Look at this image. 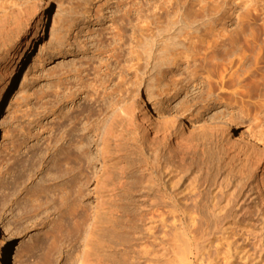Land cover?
Here are the masks:
<instances>
[{"label":"bare ground","instance_id":"obj_1","mask_svg":"<svg viewBox=\"0 0 264 264\" xmlns=\"http://www.w3.org/2000/svg\"><path fill=\"white\" fill-rule=\"evenodd\" d=\"M199 2L197 19L195 17L191 22L190 17L187 22V19L185 18V21L183 18L182 25L189 31L195 23L197 24L195 29L199 34H195L196 40L191 39L195 36H192L193 33L190 35L184 30L185 33L182 34L186 35V40H183H188L189 44L185 51L182 49L184 52L177 55H165L160 64L155 63L151 67L157 69L159 74L162 70L163 74L167 71L166 67L176 65L180 58L186 60L185 64H189L191 60L194 63L199 61L196 60L199 56L201 62L216 67L220 73L219 82L215 83L216 86L206 83L209 88L204 94L206 96H201L198 100L194 96L191 97L192 104L186 105L184 113V108L179 109L181 113L178 108L166 105L165 100L177 98L182 91L187 90L186 85L183 88L174 85V93L166 89L168 91L165 94V89L160 90L158 85L157 71L156 84L151 83L148 68L152 65L150 60L154 57L150 56L149 52L145 53V57H138L134 55V50H130L128 55L131 58H126L130 64L127 63V68L125 65L124 68L121 66L124 53L127 52H124L123 48L127 47L129 38L125 35L126 29L136 31V28H139L134 25V19L138 15L134 18V0H130L128 7L123 10V15L118 19L125 27V32L123 27H119L120 21L112 20L119 24L113 23L117 26L113 25L115 28L112 31L105 27L101 30L98 42L100 45L97 44L93 57L86 62L87 67L80 66L68 70L65 72L68 76L66 81L62 79L64 73L59 71L58 75L56 74L57 106L78 98L83 101L82 105L78 106L79 109L73 111L68 118V122L74 125V131L78 133V139L73 138L65 152L59 150L55 155V169L51 176L53 189L49 194H38V206L34 205L30 210L38 216L60 213L75 219L84 215L82 225L74 226L78 231L91 227L85 243L82 244L80 264H92L94 247H100V250L106 253L113 250V244L121 241L122 234L125 235L123 237L129 242V249L133 253L138 243H149L152 250L146 246L149 250L142 253L150 264L263 262L264 150L258 145L261 137L258 138L256 133L254 135L237 130L226 120L224 113L225 117L218 113L206 120V116L208 112L224 104L215 90L219 93L246 83L249 79L245 75L247 67L253 66L258 70L264 63V55L247 54L246 49H251L257 42L244 36L243 38L240 34L232 35L226 32V22H222L231 10L228 0ZM220 24L223 25L222 28L218 27ZM41 25H46V19L20 37L1 72L0 117L22 66L32 54L41 36L40 32L44 30ZM10 26L6 21L0 22V45L7 37L5 35L9 33ZM109 30L112 33H108ZM142 32L145 31L142 29ZM109 34L111 37H108ZM132 38L129 40L132 41ZM77 44L73 45L77 47ZM241 51L242 54L239 53ZM192 55L196 57L195 61L191 59ZM134 60L138 62L134 64ZM143 60L146 61L145 64L139 63ZM235 66L237 69L232 71ZM229 73L231 75L227 78ZM141 82H144V89L139 87ZM154 84L158 85V88H155ZM61 89L66 91L64 96L61 94L64 91L60 92ZM143 93L147 95L145 102L140 101V98L144 97ZM162 93L165 96L159 99ZM83 95L84 97H80ZM198 104L200 105L196 107ZM192 107L196 109L187 114ZM201 109L205 112H201ZM196 123H199L200 129L209 131L210 136L197 134V128L194 127ZM238 132L240 138L248 140L243 145L249 149V154L252 152L249 156L252 168L241 178L232 180L231 176L221 174L220 161L217 162L214 158L218 154L214 156L204 147L209 145L220 154L233 153L235 147L231 145L229 135ZM95 145V149L99 151L97 161L101 163L102 170L98 175L96 215L92 217L84 213L83 204L90 197V194H87L90 182L88 171L95 169ZM235 155L240 157L239 153ZM123 212L126 216H131L132 226L120 234L112 219L119 213L124 215ZM102 213L109 215V218L102 220ZM170 233L175 235L177 244L173 248L168 246ZM0 234L3 236L0 243V264H19V258L14 255L5 231L0 229ZM170 252L174 255L171 261Z\"/></svg>","mask_w":264,"mask_h":264},{"label":"rangeland","instance_id":"obj_2","mask_svg":"<svg viewBox=\"0 0 264 264\" xmlns=\"http://www.w3.org/2000/svg\"><path fill=\"white\" fill-rule=\"evenodd\" d=\"M199 1L134 0V6L138 9L134 7V18L138 14L134 19V21L136 20L134 25L141 28H136L137 32L127 28L125 33L126 37L127 35L129 38L133 37V40L131 41L127 37V47L123 48L127 54L124 53V62L121 66L124 68L125 65L127 68V63H129L127 59L131 58L128 55L130 50H134V55L138 57H145V53L149 52L150 56L154 57L151 59L153 61L150 60L152 65L148 68L150 70L148 75L152 79L151 83H155L157 74L158 85L160 90L165 89V94L168 90L174 93V85H179L178 88L180 86L183 88L186 85L187 90L182 91L177 98L165 100L166 105L174 106L178 108L177 110L184 108L182 109L183 113L186 105L192 104L191 97L194 96L198 100L201 96H206L204 94L209 89L208 85L216 86L215 83L219 82L220 73L216 67L201 62L200 56L196 59L194 55L190 57L193 60L194 58L199 60L196 63L189 58L190 63L185 64L186 60L180 58L176 65L169 67L170 69L166 67L167 71H164L163 74L161 70L162 75L157 69L151 67L155 63L160 64L165 55H177L185 51V47H188L189 44L188 40H183L186 36H183L184 30L190 35L193 33L192 36L196 33L199 34V31L195 29L196 23L189 31L184 28L185 26H182L185 18L187 22L190 17L191 22L192 19L195 20V17L197 19V10L200 9ZM129 2L130 0H19V2L17 0H0V22L6 21L11 25L9 33L7 32L5 35L7 37L0 45V75L20 37L26 35L31 27L35 28L43 19H46V25H41L44 30L40 32L41 36L38 38L32 54L22 66L0 117V229L5 231L10 239L12 251L19 258V264H80L83 254L82 244L85 243L91 227L78 231L74 226L75 224L82 225L84 215H79L75 219L60 213L51 214V216L42 214L38 216L30 209L34 205L38 206V202H36L38 194L44 195V192L49 194L53 189L51 176L55 169V155L59 150L67 149L73 138L78 139V133L74 131V125L72 126L70 121L68 122V118L73 111L79 109L78 106L82 105L83 101L78 98L57 106L55 96V91L58 90L57 72L64 73L62 79L66 81L68 76L65 75V72L80 66L87 67L86 62L88 63L89 59L93 57L97 44L100 45L98 42L101 38L99 36L101 30L105 27L112 31L115 26L121 24L118 19L120 15H123V10L128 7ZM228 7L231 10L226 15V20L222 22V24L226 22V32L228 34L230 32L232 35L240 34L250 41L257 42L245 52L252 56L258 54L263 56L264 0H228ZM113 23H117V25ZM113 25L115 26L112 27ZM222 26L220 24L218 27L222 28ZM119 27H123L125 32V27L122 24ZM218 27L217 29H219ZM142 29L145 32H142ZM110 30L108 33H112ZM109 35L108 37H111V34ZM194 37L196 35L191 39L196 40ZM75 42L76 44L80 42L77 45L82 44L81 46L85 48L75 47ZM129 42H133L132 45ZM193 50L192 47V53ZM239 53L242 54L243 51ZM137 62L134 60V64ZM145 62L143 60L139 63L145 64ZM247 68L245 75L249 79L246 83L227 88L219 93L215 90L216 95L221 96V101L224 104L222 103L223 105L208 112L206 120L218 113L226 114V117L223 114L226 120L237 130L250 132L254 135L256 133L258 138L261 137L258 145L264 150V63L259 66L258 70H255L253 66ZM236 69L235 66L232 71ZM230 73L226 75L227 78L231 75ZM210 81L212 82L210 83ZM155 84V88H158V85ZM139 87L144 89V82H141ZM60 92H62V96L66 93L64 89H61ZM165 94L162 93L163 96H159V99L164 98ZM80 97H84V95ZM146 97L147 95L144 94L140 101L145 102ZM149 105L150 103H148ZM194 109L196 108L192 107L187 114ZM182 111L180 112L182 113ZM201 112H205V110L203 109ZM111 115L112 113H110ZM58 116L60 117L58 118ZM59 125L61 126L59 127ZM194 127L197 128V134L210 136L209 131L200 129L199 123H196ZM229 138L232 140L231 145L235 147V152L239 153L240 157H236L235 152L220 154L209 145L204 149L206 148L207 152L211 151L214 156L218 154L214 158L217 162L220 161L222 175H229L232 180H237L247 171L248 173L251 171L252 164L249 156L252 152L248 153L249 149L243 145L248 140L240 138L239 132L229 135ZM95 148L97 145L93 150L95 169L88 171L90 182L87 194H90V197L83 204L84 213H88L92 217L96 215L98 175L102 170L101 163L97 161L99 151ZM244 154L246 155L244 156ZM257 175L259 176V172ZM119 214L114 216L112 221H115L114 227L121 234V231L131 228L132 220L131 216L128 215V217L125 213V216L122 213ZM107 218L109 215L102 213L101 219L106 220ZM109 229L111 228L109 227ZM123 236L125 235H121V241H118V244H113V250H108L107 253L100 250V247H94L92 264H150L142 253V251L149 250L146 246L151 248L149 243H138L134 247L133 253L129 249V242ZM0 238L1 243V240L3 241L1 234ZM174 239L175 235L170 233L168 246L171 248L176 244ZM157 249L159 248L157 247ZM169 258L170 261L174 259L173 252L169 253ZM262 260L263 262L260 264H264V259Z\"/></svg>","mask_w":264,"mask_h":264}]
</instances>
